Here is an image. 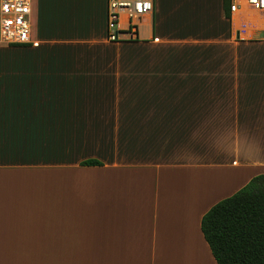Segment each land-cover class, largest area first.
Wrapping results in <instances>:
<instances>
[{"label": "crops", "instance_id": "obj_1", "mask_svg": "<svg viewBox=\"0 0 264 264\" xmlns=\"http://www.w3.org/2000/svg\"><path fill=\"white\" fill-rule=\"evenodd\" d=\"M152 3L145 41L32 0L0 44V264H216L202 216L264 175V11Z\"/></svg>", "mask_w": 264, "mask_h": 264}, {"label": "trees", "instance_id": "obj_2", "mask_svg": "<svg viewBox=\"0 0 264 264\" xmlns=\"http://www.w3.org/2000/svg\"><path fill=\"white\" fill-rule=\"evenodd\" d=\"M232 0H224L230 18ZM82 166H99L95 160ZM200 229L216 264H264V175L213 205L201 218Z\"/></svg>", "mask_w": 264, "mask_h": 264}, {"label": "built area", "instance_id": "obj_3", "mask_svg": "<svg viewBox=\"0 0 264 264\" xmlns=\"http://www.w3.org/2000/svg\"><path fill=\"white\" fill-rule=\"evenodd\" d=\"M240 6L264 11V0L231 2L230 13ZM107 40L113 43L145 41L144 20L151 31L152 0H107ZM32 0H0V44L6 46H35L33 35ZM150 34V32H149ZM150 38V35H149Z\"/></svg>", "mask_w": 264, "mask_h": 264}]
</instances>
